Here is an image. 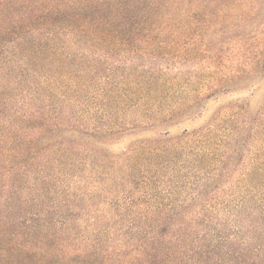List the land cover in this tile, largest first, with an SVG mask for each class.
<instances>
[{
	"label": "trees",
	"instance_id": "1",
	"mask_svg": "<svg viewBox=\"0 0 264 264\" xmlns=\"http://www.w3.org/2000/svg\"><path fill=\"white\" fill-rule=\"evenodd\" d=\"M262 76L264 0H0V264H264V99L169 136Z\"/></svg>",
	"mask_w": 264,
	"mask_h": 264
},
{
	"label": "rangeland",
	"instance_id": "2",
	"mask_svg": "<svg viewBox=\"0 0 264 264\" xmlns=\"http://www.w3.org/2000/svg\"><path fill=\"white\" fill-rule=\"evenodd\" d=\"M194 65L180 66L179 68H172L170 74L183 73L187 75L192 71ZM256 83H260V88H255L253 91L248 89H241L235 91L217 92L212 96L200 101L191 107L184 114L176 118L173 125L169 127V136L177 137L182 135L185 131H193L203 127L207 124L214 113L221 107L234 103H248L250 111L254 113L259 106H261L264 99V76L254 79ZM165 125L156 126V128L148 130H138L133 133H125L119 139L112 141L104 147L111 152L116 153L122 147L132 143L136 139H155L159 135Z\"/></svg>",
	"mask_w": 264,
	"mask_h": 264
}]
</instances>
